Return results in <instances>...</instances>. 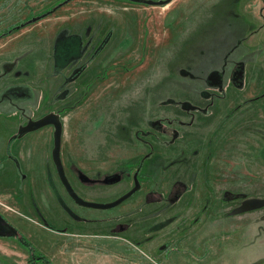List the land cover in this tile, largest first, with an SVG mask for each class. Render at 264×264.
Returning <instances> with one entry per match:
<instances>
[{
	"label": "rangeland",
	"instance_id": "374dc122",
	"mask_svg": "<svg viewBox=\"0 0 264 264\" xmlns=\"http://www.w3.org/2000/svg\"><path fill=\"white\" fill-rule=\"evenodd\" d=\"M51 113L84 198L140 188L78 205L54 126L25 130ZM262 243L264 0H0V264H264Z\"/></svg>",
	"mask_w": 264,
	"mask_h": 264
},
{
	"label": "water",
	"instance_id": "95a60500",
	"mask_svg": "<svg viewBox=\"0 0 264 264\" xmlns=\"http://www.w3.org/2000/svg\"><path fill=\"white\" fill-rule=\"evenodd\" d=\"M46 125H53L55 128L53 159H54V162H55V165H56L61 181L65 185L66 190L68 191L69 195L77 203H79L82 206L89 207V208L109 209V208H113L119 205L120 203H122L123 201L131 197L140 188V182L138 180L137 175H135L134 187L113 201L103 203V202L90 201V200L82 198L75 191L72 184L70 183L66 175L63 162H62L61 146H62L63 125H62V122L58 119V117L55 114L51 113V114H47L40 120H29L27 126L25 127V130L26 131L34 130V129L41 128Z\"/></svg>",
	"mask_w": 264,
	"mask_h": 264
},
{
	"label": "crops",
	"instance_id": "0c3cea01",
	"mask_svg": "<svg viewBox=\"0 0 264 264\" xmlns=\"http://www.w3.org/2000/svg\"><path fill=\"white\" fill-rule=\"evenodd\" d=\"M54 149V148H53ZM53 149H52V155H53ZM78 191V190H77ZM82 190H80V192L78 191V193H80L82 195ZM123 195V193L121 194ZM83 196V195H82ZM84 197V196H83ZM86 199V198H85ZM90 199V201H92L91 199L93 198H88V200ZM96 199V198H94ZM61 200V199H60ZM97 202V201H96ZM260 247L263 249L262 251H260ZM258 252L257 257H255V253ZM249 253H251V258L250 261L260 258V257H264V243H262L261 246L259 245H255V252L250 251ZM189 258V257H188ZM183 257L182 256H176V257H171L168 258V260H166L169 264H182L183 263ZM186 262V261H185ZM189 262V261H188ZM209 261H205L204 264H210L208 263ZM84 263V262H83ZM82 263V264H83ZM89 262L85 263L88 264ZM90 264H131V262L128 260L127 257L123 256V257H118V256H109V255H101L98 256L97 259L95 260V262L90 263ZM222 264V261L219 263Z\"/></svg>",
	"mask_w": 264,
	"mask_h": 264
},
{
	"label": "flooded vegetation",
	"instance_id": "af4514ba",
	"mask_svg": "<svg viewBox=\"0 0 264 264\" xmlns=\"http://www.w3.org/2000/svg\"><path fill=\"white\" fill-rule=\"evenodd\" d=\"M54 160V159H53ZM63 162V161H62ZM55 163V162H54ZM63 165H64V163H63ZM64 168H65V166H64ZM58 172V171H57ZM65 172H66V170H65ZM138 174H139V172H138ZM58 175H59V173H58ZM67 175V174H66ZM60 177V176H59ZM68 177V176H67ZM69 179V178H68ZM61 180V179H60ZM70 181V180H69ZM62 182V181H61ZM71 183V182H70ZM62 184H63V182H62ZM72 184V183H71ZM64 185V184H63ZM73 186V185H72ZM64 187H65V185H64ZM74 188V187H73ZM65 189H66V187H65ZM75 189V188H74ZM67 191V190H66ZM75 191L78 193V191L75 189ZM67 193H68V191H67ZM69 194V193H68ZM82 198H84L80 193H78ZM73 199V198H72ZM85 199V198H84ZM74 200V199H73ZM88 200V199H87ZM75 201V200H74ZM76 202V201H75ZM77 203V202H76ZM78 205H80L79 203H77ZM80 206H82V205H80ZM61 207L65 210V208L61 205ZM82 207H85V206H82ZM89 208V207H88ZM50 225V224H49ZM48 225V227H51V228H53V226L52 225H50L49 226ZM58 231H60V230H58ZM61 232V231H60ZM29 243V242H28ZM44 262H48L47 261V259H46V256H45V258H44Z\"/></svg>",
	"mask_w": 264,
	"mask_h": 264
},
{
	"label": "trees",
	"instance_id": "16d2710c",
	"mask_svg": "<svg viewBox=\"0 0 264 264\" xmlns=\"http://www.w3.org/2000/svg\"><path fill=\"white\" fill-rule=\"evenodd\" d=\"M221 125H222V124H221ZM221 125L219 126V128H218L215 132H213V133L211 134L210 141H211L212 137L214 138V135L218 134V132H219V134H220ZM12 139H13V138H11V139L9 140V142H11ZM212 144H214V143H212Z\"/></svg>",
	"mask_w": 264,
	"mask_h": 264
}]
</instances>
